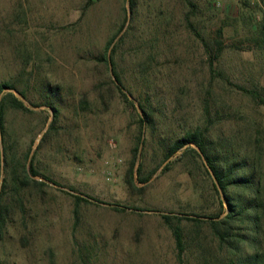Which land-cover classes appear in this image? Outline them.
Here are the masks:
<instances>
[{"label":"rangeland","instance_id":"1","mask_svg":"<svg viewBox=\"0 0 264 264\" xmlns=\"http://www.w3.org/2000/svg\"><path fill=\"white\" fill-rule=\"evenodd\" d=\"M133 1L131 12L128 0H0V81L24 91L13 92L29 108H5L0 187L6 181L10 191L13 171L32 157L49 177L21 189L26 218L14 215L1 264L228 259L208 223L188 219L218 208L206 161L180 152L167 159L160 141L204 130L222 164L244 158L264 178V105L251 92L264 94V0H192L189 21L184 0ZM126 15L118 84L98 58ZM216 38L220 45L205 50L202 39ZM45 83L55 90L47 94ZM140 102L152 113L144 125ZM139 165L142 176L155 169L145 183ZM170 225L183 235L180 258Z\"/></svg>","mask_w":264,"mask_h":264},{"label":"trees","instance_id":"2","mask_svg":"<svg viewBox=\"0 0 264 264\" xmlns=\"http://www.w3.org/2000/svg\"><path fill=\"white\" fill-rule=\"evenodd\" d=\"M190 9L185 14V19L190 20V13L194 12V2L192 0H184ZM131 12L134 9V1L128 0ZM130 16L124 17L122 25L118 28L116 35L120 34L125 26V23L130 22ZM130 30L128 25L125 30L119 35L116 42L113 36L106 44V51L98 58L112 66L111 71L118 84H122L120 74L116 69V49L118 43L122 42ZM218 37H221V31L219 30ZM219 39V38H218ZM213 39L211 41L202 39L205 50L212 52L215 44L220 45V41ZM113 43V44H112ZM111 45V48H110ZM110 48V49H109ZM109 50V51H108ZM210 62V70L213 71ZM46 93L53 92L55 89L49 87L48 84H44ZM119 88V87H118ZM13 91H17L21 97L25 98V92L18 89L17 86L9 81H0V131L4 129V112L6 107L14 109H20L28 111L29 108L25 105L22 98L17 97ZM48 91V92H47ZM264 91V89H262ZM254 98H257L260 103L264 105V94L254 88L252 91ZM122 95L125 96L124 92ZM47 106L53 108L52 101L47 102ZM139 108L143 112V116L140 117L142 125L150 122L151 111L146 108L144 102L139 103ZM142 140V138H141ZM161 145L168 149L165 158L174 156L177 152L180 155H187L194 153L196 155H202L207 163L209 170L211 171L214 181V190L218 195V208L211 210L204 215L195 214L196 218H188L197 222H206L209 225L211 234L216 238L219 250L225 249L229 255L222 261L218 258L213 264H264V246H262L264 240V178L257 171L255 162L250 163L246 159L241 158L237 161H229L226 164H222V161L217 156V149L215 147V141L208 136L204 130L187 131L181 136L167 138L164 137L160 141ZM136 146V151H137ZM4 151L6 149L4 148ZM29 152L25 154V159L28 158ZM136 154V153H135ZM34 157L29 161L28 168L22 166L21 173L13 171L12 174V187L8 193L6 191V181H4L0 187V241L3 240L7 233L9 226L13 223L14 215H20L21 223L26 218V211L23 199L21 197V189L27 186L40 187L47 183L43 180H37L34 176L39 175V171L36 169L33 163ZM225 162V161H224ZM133 167L134 160L132 161V167L130 168V178L133 180ZM239 169H245L244 172H238ZM155 170V169H154ZM146 176L140 175L141 165L137 167L139 174L138 181L145 183L151 177L154 172ZM44 179H49L48 176L43 174ZM239 188V190H238ZM77 201H87L86 198H82L78 195L74 196ZM225 203V206H224ZM165 222L169 224L171 217L164 215ZM26 225V224H24ZM172 233L175 238V244L177 248L178 258L184 251L183 235L179 227L170 225ZM27 236L21 234L20 242L26 244ZM244 245L249 246L252 250L249 252H243L242 247ZM51 251V250H50ZM52 255V253H51ZM1 264V263H0Z\"/></svg>","mask_w":264,"mask_h":264}]
</instances>
